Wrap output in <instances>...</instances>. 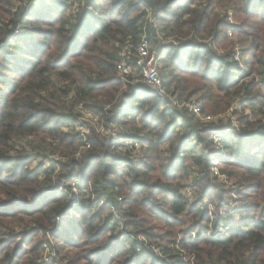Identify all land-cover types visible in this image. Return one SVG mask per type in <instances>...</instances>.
I'll list each match as a JSON object with an SVG mask.
<instances>
[{"label": "trees", "instance_id": "trees-1", "mask_svg": "<svg viewBox=\"0 0 264 264\" xmlns=\"http://www.w3.org/2000/svg\"><path fill=\"white\" fill-rule=\"evenodd\" d=\"M222 1L234 11L241 5L245 13L249 9L260 13L251 30L248 24V31H237L248 39L246 71L237 60L218 56L212 47L228 32L225 16L217 18L213 13ZM140 4L152 9L165 35L210 38L211 43L194 37L180 40L163 55L174 61L193 58L188 69H204V76H211L219 90L226 92L233 76L244 80L257 73L263 80L264 0H250L251 5L248 0H0V209L5 207L0 210V264L66 263L62 251L71 250L76 253L68 264L79 260L170 264V259L180 263L181 254L175 255L172 248H164L161 259L150 250L152 233L139 218L136 195L164 225L187 226L178 244L187 254H195L196 264H264V149L249 147L247 157H240L245 141L252 137L264 141V123L256 118L264 116V102L251 96L253 81L242 82L235 93L245 95L237 104L249 107L240 115L244 126L239 124L236 139L228 132L214 143L216 123L204 125L186 108L166 107V101L155 94L151 102L141 85L123 91L116 69L118 46L116 54L108 49L128 35L140 37L146 15ZM80 105L104 118L105 125L125 126L128 120L135 124L137 120L140 126L121 137L126 140L120 144L127 147L130 144L124 142L133 140L139 143L137 149L145 145L143 159L135 162L118 152L121 146L114 138H103L94 129L86 136L89 147L78 152L85 145L77 130ZM248 116L253 120L247 121ZM32 138L38 141L35 146ZM45 141L63 155L62 160L31 168L28 158L13 155L21 145L43 157L36 148ZM75 151L79 156L69 157ZM188 157L198 169L193 170L194 182L186 187L181 173L186 174ZM215 161L222 164L218 170L226 180L235 179L243 204L235 212L242 221L212 237L206 233L207 212L199 205L209 199L213 187L222 190L221 183L213 182L223 181L212 173ZM151 162H160L161 176H151L156 167ZM232 165L241 172L230 170ZM185 187L195 195L192 203ZM24 218L31 225L23 231L14 232L8 225ZM229 219L216 218L213 227H229ZM38 234L53 241L49 247L56 253L50 263L43 261L47 245L35 240Z\"/></svg>", "mask_w": 264, "mask_h": 264}, {"label": "rangeland", "instance_id": "rangeland-1", "mask_svg": "<svg viewBox=\"0 0 264 264\" xmlns=\"http://www.w3.org/2000/svg\"><path fill=\"white\" fill-rule=\"evenodd\" d=\"M249 4H250V0ZM253 1V0H252ZM75 5H77L75 3ZM251 5V4H250ZM213 13L215 16L218 17H224L225 16V22H226V28L228 29L227 36L225 40H221V42H216L212 43V47L214 48L215 52L218 54V56L225 58L226 56L230 57V60H237L238 66L241 67L243 70H247L248 66L245 65L243 62L244 60L250 59L249 57H246V53L244 52L245 50H248V39H245L243 35H240L237 31L241 28L244 30L248 31L249 29L251 30L254 22L258 19V15L252 14L253 12L251 9H249L248 13H245L243 9L241 8V5H239V9L234 11L232 8L228 7V4L225 1H222L219 6H216L213 10ZM213 16V14H212ZM248 24H251L250 27L247 28ZM246 25V26H245ZM262 30H264V21L261 22ZM165 35V34H164ZM173 36L176 38H180L181 40H184L186 38H191L194 37L200 42L204 43H211L210 38L208 37H203V36H195L192 33L187 34V36L184 35H178L176 32H172ZM119 42H115L112 47L108 49V53L110 54H116L115 48L119 45ZM164 50H167V48H164ZM162 48L160 49L161 52V60L159 61V71H160V78L163 81V86L164 90L166 91V94L168 97H170L172 100L175 101V103L172 106L166 105V107H172L177 108L178 110H181L180 104L185 103L190 100H195L201 107L202 114L204 116L210 115L211 117H219L222 116L221 119L217 120H202L201 123L204 125H208L210 122L216 123L218 127H216L213 131V142L214 143H219L220 137L225 136L226 133H231L230 135L231 139L237 138L236 131L239 130L238 126L239 124H244L240 121V115H244L245 113L249 112V107L248 106H240L237 104V101L241 102L243 98H245L244 94H237L235 93L236 88L242 84V82H247V81H253L254 86H253V91L251 96H254L255 98H259L261 101L264 102V78L261 80V77L257 73H253L250 77L245 78L244 80L237 79L233 75V81L230 85V87H227L228 89L226 92L221 91L218 89L216 82L211 78V76H204V69H201L200 71H192L188 68L190 64L192 63V59L190 58L189 61H184L183 58L180 59L178 62L171 60L168 58V55H163ZM173 51H171L172 53ZM255 51H251L250 53L252 54ZM173 69H171V68ZM118 76V74H117ZM126 87H123V91H126ZM122 90V89H121ZM120 90V91H121ZM149 91V90H148ZM122 92V91H121ZM256 93V94H255ZM149 95V100L153 102L156 97L153 96V92L149 91L147 93ZM180 94V95H179ZM98 101L101 102V104H105L102 97L97 98ZM90 101H94V99H91ZM235 108H237V111H234ZM162 109V107L158 108V111ZM238 111H242L243 113H239ZM229 117V119H228ZM256 118H260L261 121L264 123V116L259 115ZM247 121L253 120L251 116H248ZM103 122L107 121L103 118ZM87 125L89 124L92 126V123H86ZM88 125V126H89ZM110 123H108L107 126H109ZM114 128L116 129V132H112L111 134H115V141L118 142V145L121 146L120 143H122L124 140L121 137L126 135L128 132L134 133L135 128L137 125L140 126V123L137 122L136 124L134 121H127L125 126H117L115 124H112ZM90 128V133L92 128ZM177 125L176 128H178ZM230 130V131H228ZM233 130V131H232ZM90 133H87L88 136ZM142 134L145 132L141 131ZM102 136V135H101ZM103 137V136H102ZM104 138V137H103ZM34 138L31 140L33 141ZM49 141H45L46 144H40L39 147L36 149L40 150L41 154L44 155L43 157H38L34 153H30V151L22 149L21 145L18 146L19 153H13L15 154H20L21 157H26L31 161V168L35 167L38 165V163H41L42 166H46L47 161H52V162H58L63 159V155L55 150L52 149V145L48 144ZM38 143L37 139H34L33 144ZM125 146L129 143L130 145L127 147H119L117 148V151L119 150L122 151L123 154H127L128 156L132 157L135 162L142 160L144 156L143 152V146L142 148L137 149L139 146L138 142H134L133 140L131 141H125ZM245 146L242 147V155L240 156H246L247 149L249 147L255 146L256 150H262L264 149V141H258L256 137H252L245 141ZM256 144V145H255ZM41 147V148H40ZM164 147V144L160 146V149ZM22 149V151H21ZM85 151V147H80L78 152H83ZM78 152L75 151V153H72L69 155V157H78L79 154ZM199 149L197 148L195 151V154H198ZM161 159L164 161V163H168V159L165 156H161ZM161 160V162H162ZM154 166H156L152 171H151V176L152 177H157L161 176L160 174V168L159 164L160 162H151ZM186 165V174L184 175L181 173L182 177V184L186 185V187L190 186L194 182V178H196V169H198V165L195 164L189 157L186 159L185 163ZM214 168H221L222 164L220 162L215 161L213 163ZM224 168H229V167H224ZM230 170H237L238 172H241L239 169L235 168L233 165L232 167L229 168ZM195 171V173L193 172ZM200 175V174H199ZM223 181H213L215 183L220 184L221 183V191L217 192L214 187L213 190L211 191V195L208 197L209 199H204L203 202H201V206L203 208V211L207 214L208 221H205V224H207V234L210 233V230H215L213 227V222L216 220V218L222 219V216L224 217H230L231 219L227 220V224L229 225V228L231 226L238 224L239 221H242V217L239 216L238 214H235L237 210L242 206L243 201L241 195L237 194V190L239 186L236 184L235 179H230L226 180L224 175H222ZM209 180V178H207ZM186 187L184 188V192L186 194V197L189 199V203H192L194 201L195 195L192 194L191 189L188 188L186 190ZM54 193V191H53ZM152 196V195H151ZM149 196V197H151ZM158 198L162 199V195H158ZM191 199H190V198ZM221 198V203L220 205L218 204V199ZM135 202L134 204L137 206V209L139 210V218L142 220V223L144 225L148 226L150 228V232L152 233L151 235V242L152 245H149L150 250L158 256L160 259L164 258V248H172V252L176 254H181V262H175L172 261L173 259H170L171 263L170 264H196L195 261V254L194 253H189L187 254L184 250L181 249V246L178 244L180 238L184 235L186 230L188 229L187 226H182V225H177L175 226H166L163 224L159 218H157L154 210L152 211L148 209L143 202V197L136 195L135 196ZM220 200V199H219ZM249 200V199H248ZM251 200V199H250ZM16 207L15 205L10 206V208ZM5 207H1L0 210H4ZM256 213V211H255ZM254 213V214H255ZM235 214V215H234ZM186 218L185 220H187ZM216 223V222H215ZM12 227L14 232H19L23 231L28 228V226L31 225V222L24 218L20 221H15L13 223L8 224ZM221 226H225L224 224ZM187 228V229H186ZM218 228V227H217ZM128 230H132L130 227ZM138 234V233H137ZM195 233L191 234V237H194ZM48 236H46V239H44V236L38 234L35 240L39 239L42 240L43 244L47 245V249L42 250V254H44V259L45 257L47 258V261H50L49 256L52 257V255L56 252L52 250L49 245L53 242ZM85 237V234L82 235V238ZM139 240H144L142 235H138ZM176 240V243L173 242V240ZM47 240V241H46ZM53 252V253H52ZM84 254L83 251H79V253ZM76 253V250H71L70 252L68 251H62V256L64 257L65 261H62L60 264H68V260L74 256ZM49 254V256H48ZM43 258V255H42ZM211 263H218V262H210ZM73 264H88V261L86 260H79ZM222 264V263H221Z\"/></svg>", "mask_w": 264, "mask_h": 264}, {"label": "built area", "instance_id": "built-area-1", "mask_svg": "<svg viewBox=\"0 0 264 264\" xmlns=\"http://www.w3.org/2000/svg\"><path fill=\"white\" fill-rule=\"evenodd\" d=\"M140 7L144 8L146 14L142 25V32L138 39H134L131 35H128L121 43H119L116 62L117 74L123 87L141 85L147 90L153 92V94L159 99L165 100V105L172 106L175 101L167 96L166 91L164 90L163 81L160 78V49L162 48L164 50V48L178 46L181 39L176 38L173 35H164L160 30L161 27H159L156 15L152 9L143 4H140ZM180 106L183 109L186 108L187 111L194 114L201 121L222 118V116H204L200 105L195 100L187 101L180 104ZM79 108L80 115L78 117L79 125L77 126V130L84 140L85 145L83 147H89L85 135L90 133V125L88 124V126L86 123H92V126L90 127L102 136H109V138L115 137V134H111L112 132H116L112 123L107 126L99 115L82 107V105H80ZM105 108H110V104H107ZM212 173L219 179L223 178L217 168L212 167ZM228 229L229 227L227 225L219 226L218 228H215V230H210L209 236L215 237L223 235ZM46 249L47 246H45L44 250L46 251ZM53 256L54 254L52 257ZM52 257L49 256L50 261H47L48 257H45L44 259L43 254V261L50 263L52 262Z\"/></svg>", "mask_w": 264, "mask_h": 264}]
</instances>
